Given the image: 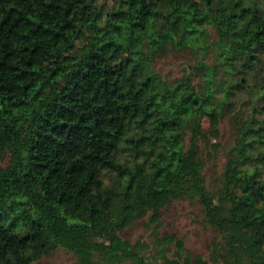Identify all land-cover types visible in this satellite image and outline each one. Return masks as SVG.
I'll return each mask as SVG.
<instances>
[{
    "label": "trees",
    "instance_id": "trees-1",
    "mask_svg": "<svg viewBox=\"0 0 264 264\" xmlns=\"http://www.w3.org/2000/svg\"><path fill=\"white\" fill-rule=\"evenodd\" d=\"M101 1L0 0V264H264V0ZM175 199L200 206L206 258L122 236L158 234Z\"/></svg>",
    "mask_w": 264,
    "mask_h": 264
},
{
    "label": "rangeland",
    "instance_id": "rangeland-1",
    "mask_svg": "<svg viewBox=\"0 0 264 264\" xmlns=\"http://www.w3.org/2000/svg\"><path fill=\"white\" fill-rule=\"evenodd\" d=\"M101 3L108 5L110 2L103 0ZM190 59V58H189ZM188 61V55H183L170 52L165 57H162L156 62V69L159 70L167 79L178 77ZM208 126V120L203 119L202 127ZM223 141L229 137V129L226 125L222 126ZM212 153L211 156L208 155ZM205 174H216L222 167V152L221 150L213 153L211 150L204 152ZM7 158L0 164H5ZM209 181V180H208ZM148 219L137 220L122 231V236L131 241L137 251L144 252L149 257L156 254L154 248L155 239L157 236L174 235L181 238L185 245L193 252L207 257V245L212 237L213 231L205 222L200 206L189 199H175L171 203L165 205L161 209V216L158 224V234L152 232L148 224ZM168 250H165L168 255L174 249V242L166 241ZM155 257V256H154ZM74 255L63 249L58 248L52 252L43 255L35 264H74Z\"/></svg>",
    "mask_w": 264,
    "mask_h": 264
}]
</instances>
